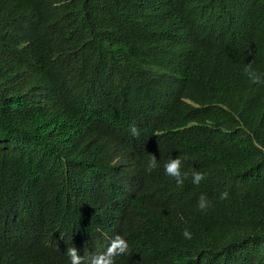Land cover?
<instances>
[{"label":"trees","instance_id":"obj_1","mask_svg":"<svg viewBox=\"0 0 264 264\" xmlns=\"http://www.w3.org/2000/svg\"><path fill=\"white\" fill-rule=\"evenodd\" d=\"M176 1L204 10L210 33L197 49L148 38L132 0H0V215L13 216L0 232L3 255L27 264L22 240L41 226L67 244L100 246L77 234L94 223L74 208L91 196L97 226L109 228L104 199L135 176L140 195L122 222L128 252L115 264H264V83L244 73H264V0ZM242 10L252 27L236 18ZM28 25L37 61L26 56ZM59 88L98 105L100 128L114 137L129 141L121 125L138 121L132 127L150 140L141 158L97 140L85 114L48 95ZM151 156L158 167L149 172ZM173 158L188 174L179 187L163 170ZM194 171L205 176L199 185ZM44 198L50 208L38 205ZM52 260L33 254L28 264Z\"/></svg>","mask_w":264,"mask_h":264},{"label":"clouds","instance_id":"obj_2","mask_svg":"<svg viewBox=\"0 0 264 264\" xmlns=\"http://www.w3.org/2000/svg\"><path fill=\"white\" fill-rule=\"evenodd\" d=\"M132 5L135 17L141 19L143 30L150 39L163 44L173 42L192 45L196 49L204 45L208 39L210 33L209 25L205 22V13L202 6L196 2L132 0ZM235 16L244 24L252 27L248 11L235 12ZM27 30L28 53L26 56L31 60L37 61L39 38L30 32L29 25L27 26ZM244 73L245 77L252 83H264V73H258L250 65L245 66ZM40 91L44 97V93H46L45 86L41 85ZM48 95L52 98H64L67 101L71 115L85 114L84 121L88 122V128L95 132L97 140L108 141L126 147L136 159H140L146 151L150 140L146 142L142 141V127L138 131L135 127H132L138 122L133 118L127 116L120 128L122 134L126 137L128 136L129 141H127L123 136L114 137L112 132H103L101 130L98 105L88 106L84 103L83 98L79 102L67 99L61 88L51 89ZM187 159L189 157L185 155L184 160ZM117 161L118 159H115L112 164H115ZM182 163L181 159L173 158L163 165L164 174L171 177L178 187L182 186L184 181L188 179V174L181 172ZM157 167V159L151 156L146 163V171L150 172ZM204 178V174L200 172L194 171L191 174V182L194 185H199ZM117 186L118 190L104 199V207L111 220L109 228L97 226V215L91 196L84 197L74 208V213L77 216H86L92 219L94 223V228L91 232L83 230L82 232H77V234L102 241L100 246L96 247L93 243L89 247L67 244L64 236L59 231L50 229L47 226H41L38 235L28 231L22 240V246L27 251V264L30 255L41 253L53 257V260L46 264H115L116 257L126 255L128 252V242L122 233V222L124 217L132 210L137 197L140 195V190L135 181V176ZM228 195V192H222L219 199L226 200L228 199ZM50 197L54 199L53 196ZM70 203L67 201L63 206ZM38 205L50 208L52 202L44 198ZM209 206V201L202 195L198 201V209L204 212ZM55 211L56 209L50 214L55 216ZM28 217L32 223L38 222L37 214L34 210L30 212ZM12 222V211H4L0 215V232L9 227ZM183 235L186 239L191 238L187 230L183 232ZM101 246L102 248L99 249ZM3 254H5V251L0 250V264H20L14 255L7 256Z\"/></svg>","mask_w":264,"mask_h":264}]
</instances>
